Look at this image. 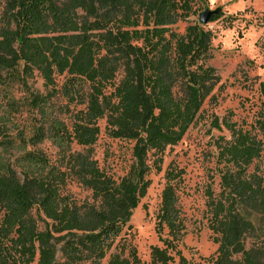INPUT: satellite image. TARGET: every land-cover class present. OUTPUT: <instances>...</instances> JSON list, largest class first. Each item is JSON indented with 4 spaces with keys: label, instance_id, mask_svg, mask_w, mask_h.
I'll return each instance as SVG.
<instances>
[{
    "label": "trees",
    "instance_id": "trees-1",
    "mask_svg": "<svg viewBox=\"0 0 264 264\" xmlns=\"http://www.w3.org/2000/svg\"><path fill=\"white\" fill-rule=\"evenodd\" d=\"M0 2V86H25L32 113L14 136L0 116V264H101L108 254L104 264H141L134 247L128 255L112 249L166 148L183 138L204 102L224 87L207 64L212 31L200 23L173 29L194 12L195 0ZM35 71L46 93L28 88ZM59 75L65 76L61 87ZM259 92L264 96V81ZM58 94L66 103L57 112H70V123L52 108ZM22 102L10 95L7 113L21 110ZM71 104L85 107L72 111ZM104 118L109 136L134 141V161L123 176L109 174L89 150H72L74 142L94 145ZM232 118L230 111L211 121L230 134L214 142L220 192L207 190L215 254L202 263L176 250L185 226L174 181L184 170L168 168L157 226L171 237L151 247L152 262L264 264V226L252 220L264 216V103L250 123ZM45 141L57 149L54 160L41 147ZM10 149L18 152L13 160L6 156ZM69 179L89 189L92 201L64 193ZM259 234L262 240L247 248L246 237Z\"/></svg>",
    "mask_w": 264,
    "mask_h": 264
},
{
    "label": "rangeland",
    "instance_id": "rangeland-1",
    "mask_svg": "<svg viewBox=\"0 0 264 264\" xmlns=\"http://www.w3.org/2000/svg\"><path fill=\"white\" fill-rule=\"evenodd\" d=\"M193 8L194 12L188 19L180 21L173 29L184 32L189 24L200 23V12L207 8L219 10L216 18L211 17L208 23L202 25L213 34L207 64L216 68L224 87L215 90L214 100L207 99L204 102L197 119L190 125L183 138L176 145L166 148L160 170L153 168L148 175L151 184L146 196L133 211L130 222L117 238V246L112 252L123 250V254L128 255L130 248L134 247L141 264H157L152 262L151 247L164 246L162 239L171 237L166 227L159 230L157 226V213L166 181L165 171L168 168L184 170L174 181L180 216L185 226L181 239L176 242V250H180L187 259L202 263L215 254L218 245L213 241L209 228L207 190L211 189L215 196L220 192L221 165L216 163L217 149L214 142L220 135L228 138L230 134L227 130L220 131L212 127L211 121L214 116L221 118L231 111L234 121L241 122L245 119L250 123L255 112L264 103V96L259 92V83L264 81V0H195ZM1 10L0 2V13ZM121 76L122 72L115 82H118ZM56 80L57 86L61 87L65 76H56ZM27 83L33 92L46 93L49 88L44 86L42 77L36 71L28 78ZM10 95L17 101H23L20 103L21 110L7 113L6 102ZM27 96L28 90L21 83L13 84L8 91L0 86V116L6 117L4 120L7 129L13 136L31 122L32 113L28 108ZM65 103L66 100L61 94L52 98L54 112L58 113L57 107ZM84 107L85 104L70 105L72 111ZM58 114L70 123V112ZM98 124L100 133L96 143L90 148H84L74 142L72 150H89L99 166L109 174L114 177L123 176L134 161V141L109 136L105 118L100 119ZM41 147L52 160L56 158L57 149L50 141H45ZM6 156L13 160L18 156V152L10 149ZM154 158L155 156H151L150 161ZM64 193L78 202L92 201L91 191L74 179L67 181ZM252 220L256 227L264 226V216L253 214ZM262 238V234L248 235L245 240L246 247L249 248ZM170 251L175 254V251ZM108 259L109 254L101 264L106 263Z\"/></svg>",
    "mask_w": 264,
    "mask_h": 264
},
{
    "label": "water",
    "instance_id": "water-1",
    "mask_svg": "<svg viewBox=\"0 0 264 264\" xmlns=\"http://www.w3.org/2000/svg\"><path fill=\"white\" fill-rule=\"evenodd\" d=\"M218 13H219L218 9L212 10V9L207 8L206 10L200 12L199 21L201 24H206L210 21L213 15H217Z\"/></svg>",
    "mask_w": 264,
    "mask_h": 264
}]
</instances>
